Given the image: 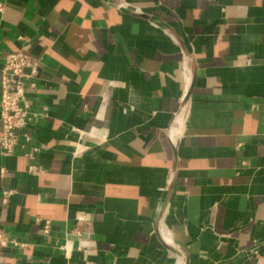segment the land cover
Wrapping results in <instances>:
<instances>
[{"label": "crops", "instance_id": "0c3cea01", "mask_svg": "<svg viewBox=\"0 0 264 264\" xmlns=\"http://www.w3.org/2000/svg\"><path fill=\"white\" fill-rule=\"evenodd\" d=\"M18 50L46 117L0 154L28 243L0 264H264V0H0V70ZM79 214L97 252L67 259Z\"/></svg>", "mask_w": 264, "mask_h": 264}, {"label": "built area", "instance_id": "2783aa9c", "mask_svg": "<svg viewBox=\"0 0 264 264\" xmlns=\"http://www.w3.org/2000/svg\"><path fill=\"white\" fill-rule=\"evenodd\" d=\"M120 7H129L121 2ZM191 56L183 52V68L187 93L183 98V108L186 107V96L191 85V72L189 70ZM41 61L32 57L25 50L10 52L4 58L3 66L0 70V154L10 157L15 153L18 146L30 141L29 128L36 124L41 118L46 117L44 113H36L31 110L29 95L36 91L37 79L41 71ZM105 100V94H103ZM39 152V148L34 149ZM81 150L78 148L77 153ZM1 176L6 175L5 168L0 170ZM28 173L32 175L42 174L36 165L28 167ZM13 191L2 193L3 204L7 205L13 195ZM78 226L67 229L65 232V242L60 250L65 258H70L74 249L81 252L85 258L94 256L97 252L96 242L90 232L85 231L81 226L88 221L87 216L79 214L76 216ZM43 234H49L52 222L42 221ZM77 241L76 247L73 240ZM28 243L15 237L10 232L0 228V255L8 248L25 249Z\"/></svg>", "mask_w": 264, "mask_h": 264}]
</instances>
